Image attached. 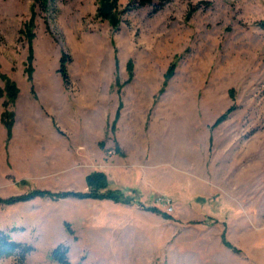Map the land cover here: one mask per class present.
<instances>
[{
  "label": "rangeland",
  "instance_id": "1",
  "mask_svg": "<svg viewBox=\"0 0 264 264\" xmlns=\"http://www.w3.org/2000/svg\"><path fill=\"white\" fill-rule=\"evenodd\" d=\"M132 1L116 0L112 26L98 0H0V75L18 90L9 137L0 120V196L84 192L92 171L109 184L113 156L137 170L140 195L122 192L168 217L35 196L0 203V230L31 246L24 264H60L57 245L70 264H264V0H168L155 12ZM31 17L28 77L19 30Z\"/></svg>",
  "mask_w": 264,
  "mask_h": 264
},
{
  "label": "trees",
  "instance_id": "2",
  "mask_svg": "<svg viewBox=\"0 0 264 264\" xmlns=\"http://www.w3.org/2000/svg\"><path fill=\"white\" fill-rule=\"evenodd\" d=\"M50 0H33L36 3L40 10H46L48 6V2ZM168 0H133L131 5L132 6H144L150 5L152 7V12L159 10ZM194 10V7L191 8ZM116 0H98V6L96 8V16L102 20H106L110 25L114 26L117 23V16H116ZM191 12V11H190ZM32 17L23 23V28L19 30L21 34L24 35V38L27 42V57L26 62L27 66L25 71L29 77V73L31 72L30 60H31V39L33 37L32 32ZM69 61V57L65 53H61L58 58V66L56 68V72L58 73L61 81L64 85L67 84L68 76L66 71V64ZM128 69H130V63L127 64ZM173 69V65H171L165 73V77H167ZM0 78L3 81V87L0 88V96L4 95V99L1 103L3 110L0 112V120L5 128L6 136H10V129L13 123V112L8 110L7 107L12 104L17 96V88L15 84L8 79L4 75H0ZM232 110V106H229L222 114H220L214 121V124L220 122L226 115ZM85 184H86V191L84 192H77V191H61V192H52L48 190H39L34 189L30 190L24 194L15 195V196H8V197H1L0 196V203L1 204H12L18 201H25L31 199L35 196L39 197H47L52 199L58 198H65V197H73L77 199H108L112 202H119V203H126L132 204L136 203L140 207L146 208V210L152 211L156 214H159L164 217H168V215L162 211H160L156 207H146L140 205L138 202L133 200L130 196L125 195L121 189L117 188H110L108 187V181L105 175L99 171H92L85 175ZM66 230L71 233L72 230L69 228L67 224H65ZM220 239L222 244L230 248L234 251V248L231 244L224 238L223 233L220 235ZM31 250V246L27 245L22 242H18L13 240L8 232L0 230V264L1 260L8 258L10 259V264H24L26 255ZM66 247L62 245H57L50 251V257L60 263V264H70L66 258Z\"/></svg>",
  "mask_w": 264,
  "mask_h": 264
},
{
  "label": "crops",
  "instance_id": "3",
  "mask_svg": "<svg viewBox=\"0 0 264 264\" xmlns=\"http://www.w3.org/2000/svg\"><path fill=\"white\" fill-rule=\"evenodd\" d=\"M110 161L105 165V172L108 171L109 175L111 174V176H114L115 172H118L120 176H116V178H112L111 180L109 179V186L111 188H117V189H124V192L127 191H133L134 193L138 194V196L140 195V186L137 182V184L135 182H133L135 180V178H133V175L136 176V172L137 170L134 169L132 171H126V173L124 174V171H120L122 170V168L124 169L125 166H123V164H117V162L115 161L114 157H109ZM112 160V162H111ZM131 168H136L134 166H132ZM133 173V174H132ZM131 175H132V181H131ZM130 176V177H129ZM126 178V179H123ZM130 180V181H128ZM154 194V193H153ZM153 194L152 191H148L147 194V200H154L153 198ZM132 195V194H131ZM131 195H128L131 197Z\"/></svg>",
  "mask_w": 264,
  "mask_h": 264
},
{
  "label": "built area",
  "instance_id": "4",
  "mask_svg": "<svg viewBox=\"0 0 264 264\" xmlns=\"http://www.w3.org/2000/svg\"><path fill=\"white\" fill-rule=\"evenodd\" d=\"M164 204H165V208L170 211L172 206H171V203H170V200L168 198H165L164 199Z\"/></svg>",
  "mask_w": 264,
  "mask_h": 264
}]
</instances>
